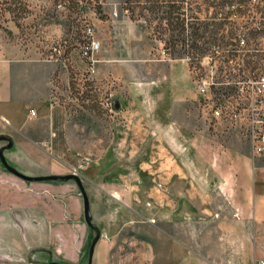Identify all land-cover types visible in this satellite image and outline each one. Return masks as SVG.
<instances>
[{
  "label": "crops",
  "instance_id": "0c3cea01",
  "mask_svg": "<svg viewBox=\"0 0 264 264\" xmlns=\"http://www.w3.org/2000/svg\"><path fill=\"white\" fill-rule=\"evenodd\" d=\"M71 59L80 66L77 54ZM171 60L142 77L126 56L108 58L97 79H108L116 106L90 131L62 101L66 69L0 27V134L14 141L6 154L26 175H65L79 135L103 145L82 173L101 230L93 264H256L264 260V156L252 154L246 118L216 117L213 93L198 90L189 60ZM233 101L245 115L246 96ZM8 174L32 198L19 190L5 199L0 183V264H44L54 244L61 262L80 264L92 229L79 185ZM219 189L225 200L231 194L233 215ZM201 228L215 230L214 249L197 247Z\"/></svg>",
  "mask_w": 264,
  "mask_h": 264
},
{
  "label": "rangeland",
  "instance_id": "374dc122",
  "mask_svg": "<svg viewBox=\"0 0 264 264\" xmlns=\"http://www.w3.org/2000/svg\"><path fill=\"white\" fill-rule=\"evenodd\" d=\"M22 1L24 7L23 12H15L16 19H13V15L7 10V7L12 6L15 9L18 7L19 2L14 3L13 0H0V27L23 48L29 47L37 50L46 58L58 62L59 67L66 69L69 77L68 82L59 85L62 101L66 102L72 117L84 124L90 131L98 130V124L110 118V115L113 113L112 106L116 103L114 96L109 94V87L111 86L108 79H97V73L99 71L108 73V58L126 56L134 73H139L142 77H144L142 73H146L148 66L150 69L148 71L151 72L155 71L154 65L157 62L169 63L172 61V58L163 50L164 44L154 38L152 34L151 28L155 27L157 22H153L150 26V22L145 19H131L121 9L119 0H102L107 18L100 17L99 14L91 9L85 12H80L76 8L71 9L65 5L67 3L61 0L59 2L55 0ZM191 1H194L193 6L202 4L204 8H208L201 15L202 19L210 22L215 19L216 9L214 6L207 7L204 3L205 0ZM249 7L251 11L241 14L238 17H233V20L237 21L238 38H246L248 44L244 46L240 44L242 48L240 55L229 57L227 55L228 49H234L235 47L233 48L231 45L226 46L221 41L217 45L210 42L206 45L210 48L206 56L207 58L201 62L194 63V65L190 63V67L195 75L197 88L198 79L210 75L212 70L216 71L218 85L210 89V92L213 93L215 103L233 101L236 98V81L246 80L251 72L246 69L245 65L248 59H254V61L258 62L256 69L260 73H264V0H251ZM257 7L263 9V11L258 12ZM228 29L229 26L226 27L224 32H220L219 34V36L223 34L225 36L224 40L227 42L230 41V38L227 37L230 33ZM211 38L210 40H212ZM92 41L97 42L99 48L90 51L89 46ZM256 47L261 48L260 52L254 51ZM254 53L256 55H253ZM74 54L80 57V66H77L72 61L71 56ZM230 59H233V61ZM239 68L243 70L240 71ZM227 81L230 84H226L225 82ZM78 133L80 132L78 131ZM249 136L246 130L245 138L249 141L253 156H264L254 154L253 145ZM89 137L88 135L83 136L84 139L80 140L79 135L77 141L72 144V151L75 156L74 159L76 160H74L68 174L80 177L82 183L83 171L95 161L96 154H98L96 151L103 146L102 144H97L94 139ZM6 144V141H0V147ZM5 156L10 165L15 166L9 160L6 151ZM83 156H88L91 160L84 168H80L77 171L76 169H79L80 166L79 158ZM17 168L20 172L24 173L19 167ZM8 173L9 171L0 160V178L4 176L0 180V183L4 187L5 199H17V194H14V192H18L19 190L27 192L25 194L22 193L21 198H32L29 188L24 187L23 182L20 180L10 178L11 176H8ZM222 193L226 194V192H222L219 189L218 193L215 192V195L221 196L222 203L224 201L229 202L228 211L229 214H232L230 213L232 212L231 194L229 195V199L225 200L226 198H224V194ZM93 224L95 225L94 221ZM180 234L186 236L188 240V233L181 232ZM95 235L96 232L92 229V235L88 240L87 247L83 253V260L80 264H88L89 251ZM215 235V230L209 228L206 231L201 228L196 236L197 247L202 251L204 249L205 251L214 249L216 245L215 243L213 245L211 237ZM207 236L208 240L205 241V237ZM206 242L209 244L208 247L203 244H206ZM261 248L262 254H264V244H262ZM216 249L217 252L220 251L219 247ZM55 252H59V247L56 244H54L53 258L49 262L57 261L61 264H71L61 262ZM261 259H264L263 255H261ZM49 262L46 261V263ZM256 264H260L259 261H256Z\"/></svg>",
  "mask_w": 264,
  "mask_h": 264
},
{
  "label": "trees",
  "instance_id": "16d2710c",
  "mask_svg": "<svg viewBox=\"0 0 264 264\" xmlns=\"http://www.w3.org/2000/svg\"><path fill=\"white\" fill-rule=\"evenodd\" d=\"M7 1V0H6ZM59 2L60 0H55ZM71 9H77L85 12L88 9L94 10L102 18H107L105 6L102 0H61ZM121 9L131 19H145L150 22H157L152 29L154 38L164 44L163 50L171 58L186 57L191 65L201 62L203 57L208 54L210 49L206 46L208 43L217 45L218 42L224 43L226 46L235 47L228 52V56H238L237 46V21L233 17L240 16L250 10L249 3L251 0H205L206 6H214L215 16L212 22L202 19L201 15L208 8H204L202 4L193 6L194 1L191 0H119ZM19 2L15 9L12 6L7 10L16 19L15 12H23V1ZM69 2V3H68ZM258 12L263 9L257 7ZM221 15V16H219ZM148 16H151L148 18ZM229 26V34L227 37L230 41H225V36H219L220 32H224ZM210 37H212L210 40ZM227 61V59H225ZM249 63V62H247ZM116 106V103L114 107Z\"/></svg>",
  "mask_w": 264,
  "mask_h": 264
},
{
  "label": "built area",
  "instance_id": "2783aa9c",
  "mask_svg": "<svg viewBox=\"0 0 264 264\" xmlns=\"http://www.w3.org/2000/svg\"><path fill=\"white\" fill-rule=\"evenodd\" d=\"M240 44L243 46L246 45V38L243 37L240 39L239 37L237 39L236 48L239 52L238 55H240L242 50ZM98 48L99 44L92 41L89 50L93 51ZM260 49L261 48L256 47L254 51L260 52ZM228 50L230 51L233 49ZM253 55H256V53ZM206 56L207 55H205L203 59L207 58ZM230 60L233 61V59ZM245 63L246 69L251 71L250 75L246 80L236 81V88L237 92L245 95L249 102L246 114L244 115V113L236 107L234 101L217 103V107L214 109L213 113L216 117L229 118L235 121L245 117L247 120V134L250 135L249 137L251 138L254 154L264 155V73H260L256 69L258 62L254 61V59H248ZM239 70L241 71L243 69L239 68ZM225 83L230 84L229 81ZM197 85L199 91L202 93L210 92L213 86L218 85L216 71L212 70L210 75L198 79ZM112 107V110H114V105ZM90 160L91 158L88 156L79 158L80 166L79 169L77 168L76 170L79 171L80 168H84ZM259 263L264 264V260H260Z\"/></svg>",
  "mask_w": 264,
  "mask_h": 264
},
{
  "label": "water",
  "instance_id": "95a60500",
  "mask_svg": "<svg viewBox=\"0 0 264 264\" xmlns=\"http://www.w3.org/2000/svg\"><path fill=\"white\" fill-rule=\"evenodd\" d=\"M0 141H6L7 144L0 147V160L2 162V164L5 166V168L11 172L12 174L27 180V181H40V180H55V181H67V180H75L76 183L79 185L81 191H82V195H83V199H84V216H85V220L87 222V224L94 229V231L96 232V235L92 241L91 247H90V251H89V262L88 264H93V256H94V252H95V247L98 243V241L100 240L101 237V230L99 227L95 226L93 224V215L91 212V205H90V199L89 196L83 186V183L80 179V177L72 175V174H68V175H51V176H38V177H33V176H29L26 175L22 172H20L17 168H15L14 166L10 165V163L8 162V160L6 159L5 156V151L8 149H11L14 145V141L13 139L6 134H0ZM46 264H61L57 261H52Z\"/></svg>",
  "mask_w": 264,
  "mask_h": 264
}]
</instances>
